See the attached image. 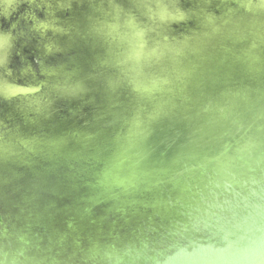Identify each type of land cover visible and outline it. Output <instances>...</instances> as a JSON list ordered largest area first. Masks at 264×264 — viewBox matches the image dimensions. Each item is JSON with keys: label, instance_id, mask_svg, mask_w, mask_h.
<instances>
[{"label": "water", "instance_id": "1", "mask_svg": "<svg viewBox=\"0 0 264 264\" xmlns=\"http://www.w3.org/2000/svg\"><path fill=\"white\" fill-rule=\"evenodd\" d=\"M0 264H264V0H0Z\"/></svg>", "mask_w": 264, "mask_h": 264}]
</instances>
